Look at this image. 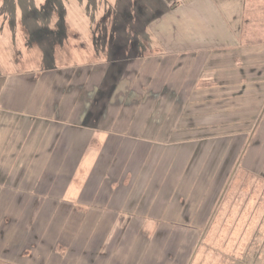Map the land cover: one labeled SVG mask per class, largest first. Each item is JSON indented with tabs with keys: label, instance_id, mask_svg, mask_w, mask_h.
<instances>
[{
	"label": "rangeland",
	"instance_id": "rangeland-1",
	"mask_svg": "<svg viewBox=\"0 0 264 264\" xmlns=\"http://www.w3.org/2000/svg\"><path fill=\"white\" fill-rule=\"evenodd\" d=\"M6 1L1 0L0 9ZM212 1L164 0L169 8L175 4L178 8L145 28L135 19L130 21L135 10L127 9L131 5L136 13H154L160 0H13L9 8L21 11V24L29 33L30 46L11 56L14 65L8 70L10 76L0 77L12 88L7 105L14 107L0 109V114L8 115L4 125L0 124V152L20 157L34 153L33 159L19 163L18 172L36 158L52 165L49 173L54 177L72 180L66 194L70 200L77 198L90 180L100 142L107 135L109 142L101 162L104 166L108 165L106 159L112 158L113 162L106 170L97 168L96 173L105 174L90 180L78 202L60 196L46 199L43 186L32 195L25 194L22 185L6 187L10 191L0 189V264H264V107L254 127L244 133L240 147L233 140L206 151L202 147L206 140L218 144L220 139L229 138L221 137L219 124L192 133L185 124L178 135L180 123L173 118L165 123L157 117L148 119L145 108L155 106L153 96L145 97L139 92L146 80L150 82L149 89L160 84L168 97L176 95L175 86L183 79L185 62H193V51L200 49L241 50L242 58L228 67L238 68L245 62L250 74H256L254 70L264 64V0ZM1 17L2 21L7 19ZM142 31L150 33L149 43L141 40ZM237 40L241 46L235 45ZM209 54H201L197 70L209 60ZM145 56L149 76L141 77ZM222 57L232 60L224 54ZM164 59L174 66L168 81L163 74L158 75V69L152 70L153 66L161 67ZM5 65L0 62V74L6 72ZM77 68L83 70L76 71ZM210 70L203 73L201 86L207 92H223V96L235 98L241 81L229 80L227 70ZM85 79L82 90L78 87ZM260 87L254 91L258 97L264 91V85ZM208 100L214 102L206 106L224 105L209 113L226 111L230 105L229 99L221 101L223 104L218 98ZM263 101L248 98L240 106L251 107ZM238 103V99L233 102L235 110ZM49 107L56 108L55 117L44 115ZM75 108L79 113L87 110L83 122L71 121L70 113ZM138 108L139 116L129 128L130 110ZM204 111L199 110L202 115ZM35 120L41 128L49 125V130L29 132ZM184 121L193 124L195 117ZM115 124L123 134L113 132ZM224 124L225 129L235 126ZM85 131L89 144L95 137V145L80 160L87 143L73 138ZM54 133L59 136L57 145ZM67 150L69 168L59 169V154ZM157 151H163V155L156 161ZM192 159L195 164L203 159L204 167L213 172L207 182L211 185L204 190L209 195V189L214 187L216 191L212 200L217 206L202 226L197 221L204 220L201 208L206 206L209 195L200 194L203 184L196 180L194 166L185 170ZM69 169L71 176L65 175ZM125 170L137 173L124 174ZM115 173L124 179L120 182L123 190L113 198V186L119 183ZM187 177L193 179L191 185ZM129 181L131 192L135 191L130 193L125 210H121ZM187 187H196L193 197L200 194L197 208L187 199ZM89 189L93 192L89 193ZM14 192H20L24 200L20 201V195ZM153 196L156 199L150 203ZM92 199L93 207L88 203ZM138 201L141 206L136 205ZM188 207L196 208V213L189 215Z\"/></svg>",
	"mask_w": 264,
	"mask_h": 264
},
{
	"label": "trees",
	"instance_id": "trees-1",
	"mask_svg": "<svg viewBox=\"0 0 264 264\" xmlns=\"http://www.w3.org/2000/svg\"><path fill=\"white\" fill-rule=\"evenodd\" d=\"M124 0H122L123 2ZM214 1V0H213ZM212 1V2H213ZM177 5L175 4L173 7L169 8L166 3L164 2V0H160V5L158 6L157 10H154V13L149 12L146 13L142 10L141 14L140 13H136V9L133 6H129V8L127 9L129 12H134V16L130 17V21H132L131 19H135L139 22L142 23V25L146 28L147 24L150 25L151 23H153L154 21H156L157 19L161 18L162 16L167 15L168 13H170L171 11L176 10ZM124 13H126L125 9L123 10ZM156 11V12H155ZM126 21V20H125ZM130 21H126V23H129ZM137 32V31H134ZM144 33V35L141 36V40L143 39L144 42L149 43L151 37H150V33H147L146 31H142ZM240 40V38H239ZM237 46H241L240 41H235ZM238 43H240V45H238ZM217 50H222L223 53H219ZM205 51L212 54L209 58L208 61H203L201 65V69L197 70V64H198V60L200 58H202L201 54H205ZM193 53L195 54V59L193 62H185V74L182 75L181 81H180V86L176 85L175 86V94L177 92L176 95H171L172 97H168L167 93L168 91H166L165 88H163L160 84L157 85L154 89L150 88V82L143 80L140 90L139 92L147 97L149 95L153 96L152 102L155 103V106H152L151 108L148 107H144L148 112V119H151L153 117H157V119H161L162 122H166L167 119L173 118L174 122H179L180 124L178 127V131L176 134H181V126L187 124L190 128L192 132L197 131L196 129H199V131H203L205 128H208L209 126H216V125H220V135L223 138L224 136H229V138L224 139L223 141L220 139V142L218 144H216L215 142H213V140H206L205 142H203L202 147L203 149H206V151L211 148H213L214 146H218V145H222L224 144H228L229 142H232L233 140L236 141L235 145L237 147L241 146L242 143V138L244 133H248L252 128L254 127V121H257L258 119H256L257 117L259 118L262 114V109L264 107V101L262 104H257L255 103L253 106H246V105H242L240 106L245 99H253V98H261L264 100V91H260L259 93H261V97H258V93H254V91L260 90L261 89V85H264V64L261 65V63L259 64V68H256L254 71L256 72V74H250L251 72L248 71L249 67L247 65V63H243V66H239L237 68V66L235 65V67H228L229 65H231L233 62L235 64V62L238 59H241L242 57L240 55H243L241 50L237 51V49H232V51H228L225 49H209V50H197V51H193ZM209 54V55H210ZM222 54H224L226 57H228L229 59L232 60H228L225 57H222ZM159 54H157L156 56H158ZM166 53L164 52L163 57H166ZM168 56H172V55H168ZM233 57V58H231ZM147 57L145 56L143 61V67L141 66V77L144 76H149L148 75V70H147V65H145ZM252 59H254V57H250L248 59V61L251 63ZM255 59H257V57H255ZM148 64V63H147ZM161 67H157V66H153L152 70L153 72L158 69V75H164L165 80L168 81L169 77H170V73L172 71V69H174V66L171 64L170 61H167L166 59L163 60V62L161 63ZM228 67V68H227ZM220 69V70H224L228 72V78L231 81H236V80H240L241 83L238 86V93L237 95L234 97H225L223 96L224 93L223 92H219V94H215V93H211V92H207L206 89H204L201 86V81H202V76L204 72H212L210 69H213L214 71L216 69ZM213 71V72H214ZM216 73V72H215ZM155 75V74H154ZM163 77V78H164ZM2 79V78H0ZM4 82V80H0V88H2V83ZM251 82V83H250ZM249 83L251 85V88L249 87ZM173 84H171L172 86ZM216 85H220V84H216ZM214 85V86H216ZM198 90L199 92L195 91ZM208 89V88H207ZM263 90V89H262ZM135 91H138L137 89H135ZM207 92V95H206ZM214 98H218V102H221L223 100L228 101V99L231 101H229V107L226 111H219L220 113L216 112H210L209 111L212 110H218L221 108H224V105H220L218 103L217 107L213 106H206L207 102H214L213 101H209L208 99H214ZM238 99L239 101V106L236 107L237 110H235V104H233V102H235ZM189 101H192L194 104H197L199 106L195 107L192 104L188 105ZM196 101V102H195ZM223 104V102H221ZM231 103L233 104V106L231 105ZM140 108V107H139ZM139 108L137 110H135L134 112H132V110H130L129 113V118L131 119V122L129 124H127V126L129 128H133L132 127V123H134L135 119L139 116V114L137 113L139 111ZM141 109V108H140ZM143 109V108H142ZM152 109V110H151ZM205 109V111L203 112L204 115H202L199 110ZM211 110V111H212ZM183 112H185V116L189 119H191V121H193V117H195V122H193V124H190L186 121H184L185 119H183L184 115ZM182 113V114H181ZM147 114L145 116H147ZM209 114V115H208ZM144 116V115H143ZM179 117V118H175V117ZM8 115L7 113H3L0 114V124H3L6 122ZM263 118V117H262ZM119 119V117H118ZM120 120V119H119ZM157 121V120H156ZM225 122H230L232 124H234L235 126L233 128L228 127L227 129H225L226 124H224ZM152 125V123H151ZM200 126V127H199ZM195 127V128H194ZM42 128L39 127L37 121H33L31 122L30 126H29V132L31 133H35L36 131L41 130ZM203 129V130H202ZM45 130H49V129H45ZM113 132H117L120 134H123L121 131H118L119 128L117 127V125L115 124L113 127ZM142 135V138L144 139H149L147 136ZM173 137V136H171ZM185 137V136H183ZM182 137V138H183ZM210 137H215V136H209V135H205V138H210ZM191 138V137H189ZM55 137L53 136V142H54ZM0 145H2V141L0 140ZM249 144H246V151L248 149ZM35 152V151H34ZM211 154V152H210ZM163 155V151H157L154 159L157 161L159 159V157ZM34 158V153H31L29 156H25V157H20L17 155H11L8 154L6 156L5 153H1L0 152V189L1 190H5V191H10L8 190L6 187H19V185H22V187L24 188V193L28 194V195H32V194H37L35 191H37V188L40 184L43 183H48V182H52L53 180L51 179L50 176H48L46 174L47 167L52 166V165H45L46 163H43V161H41L40 159L36 158V161L33 162L29 167H27V165H24V170L22 172H18L16 171V168L18 167L19 163L21 161H27V160H31ZM154 160V161H155ZM155 164V162L153 163V165ZM194 166V167H193ZM200 166H203V168H200ZM193 167L195 169H193L195 172V176L196 180L199 182H201L202 185V189L200 191V194L202 192H206L205 197H207L209 195V192H207V190L205 191L204 189L206 188V185H211L210 183H207L211 177H213V172L210 171L209 168H205L204 167V162L203 159H199L197 161V163L195 164V161L193 162V159L190 160V162L187 164V167L185 168L186 172L187 170ZM29 168V169H28ZM166 169V168H165ZM45 171V174L43 173ZM164 171V170H163ZM204 173V176H203ZM51 174V173H49ZM50 178V179H48ZM188 181L190 180V185L192 184L193 179L187 177ZM199 179H201V181H199ZM182 182V180H181ZM180 182V185H181ZM207 183V184H206ZM179 185V187H180ZM188 185V184H187ZM178 187V191L180 190ZM196 188V187H195ZM195 188L192 189L191 187H187L186 191H187V199H189L191 202V206L196 207L197 204L199 205V200L200 199V194L197 195L195 194V196L193 197V193L195 192ZM90 190V189H89ZM87 190L89 193H92L93 190ZM210 191V195L208 197V199H206V203H205V207L201 208V211L203 212L204 215V220L203 221H197L198 226H202V224H205L206 220L208 218H211V216H213V211L215 210L214 208H216L215 206V202L212 200V198L215 197L216 195V191L215 188L213 187L212 189H209ZM87 192V193H88ZM15 194H19L20 197H18V199L24 200V197L20 194V192H14ZM47 197L49 198L50 196L47 194L46 197L44 196V198L47 199ZM92 198V194L90 195L89 199ZM28 199V198H27ZM156 199V196H153L150 199V203L153 202ZM174 200V199H173ZM165 202V201H163ZM136 205L141 206L142 203L140 201L137 202ZM164 206H169L168 204H165ZM172 206V204L170 205V207ZM184 207H187V204L184 205ZM198 207V206H197ZM196 207V208H197ZM195 208V209H196ZM212 208L214 209L212 212ZM195 209H191L188 207L187 210H189V215L190 213H194ZM122 210V209H121ZM146 211V206L143 205L142 207V212L144 213ZM191 211V212H190ZM193 211V212H192ZM63 213H64V209H63ZM196 213V212H195ZM197 217L199 218V215H197ZM203 222V223H202ZM191 225V224H189Z\"/></svg>",
	"mask_w": 264,
	"mask_h": 264
},
{
	"label": "crops",
	"instance_id": "crops-1",
	"mask_svg": "<svg viewBox=\"0 0 264 264\" xmlns=\"http://www.w3.org/2000/svg\"><path fill=\"white\" fill-rule=\"evenodd\" d=\"M4 1H6V0H4ZM0 3H1V0H0ZM12 3H13V0H7L6 3L3 6V7H5V5H7V7L6 8L2 7L0 9V48L2 50V52L0 53V62L6 64L5 65L6 67L3 68V71H6V72H4V73L1 72L0 77L10 76V74L8 73V70H12L13 67H11V65H14L12 63L11 56L17 55L18 53L23 51L24 48L30 46L29 33H28L27 30H25V28H23V26L21 24L22 13H21L20 10L16 11V10L13 9V11H12V9L9 8V6H12ZM1 16H7V19L6 20L3 19V21H2L1 18H3V17H1ZM3 25H4V27H3ZM217 49H219V48H217ZM76 59L77 58H75L74 60H76ZM75 62H77V61H75ZM61 68H64V66L62 65ZM75 70L76 71H81V70H83V68H77ZM86 82H87V79L82 81L81 82V86H79L78 88H82ZM7 83H8V81L4 80V82L2 83L3 84L2 88H0L1 89V91H0V99L2 98V101L0 103V109L1 108L10 109L11 108V105L8 106L7 104H8V97H10L11 94H12V88H11L10 84H7ZM82 90H83V88H82ZM94 94L95 93H94V90H93V95ZM5 98H6L7 103L5 102ZM11 109H14V107H12ZM56 112H57V110H56L55 107H49L47 110H45L44 115L46 113L48 114V115L46 114V118L47 117H55ZM86 115H87V110L86 109L79 113L78 108H75L74 111L71 110L70 119H71V121L73 120V122H75L77 124L78 121L79 122H83L86 119ZM49 128H50L49 125H46V126L42 127L41 130L42 131H48V130H45V129H49ZM86 133H87V131L83 132L81 136L73 138L77 142H79V140H83L85 143H87V145L85 147H83V150H82L81 156H80V160L82 159V157L86 153L89 152L90 146H92V145L94 146L95 145L94 144L95 137L89 144L88 136L86 135ZM53 135L55 137L54 144L57 145V140H58L59 136L56 133H54ZM108 138H109V136L107 135V139H105V141L102 140V143L100 142V144H101L100 149H98L99 145L96 146L97 149L100 151V153L98 154V157H96V159L93 161V166L91 168V172H90V175H89V177H91L90 180L93 177H96V176H100L101 177V175L105 174V173H96L97 168L99 166H102L106 170L107 167H110L109 165L111 164V162H113L112 158H109V159L105 160V162L108 163L107 166H104V163L101 162L102 161V157L101 156L103 154V151H104L106 145L109 142ZM69 150H67L65 154H62V155L59 154V161H58V164H57V167L59 169L68 166V160H69V157H70V151ZM99 151H97V153ZM56 153H57V151H56ZM51 168H52V166L47 167L48 171H46V174L51 177V179L53 180V183L52 182H48V183L40 184L38 186L37 190L41 189V187L43 186L44 187L43 191H45L44 192L45 196L47 194L50 197L60 196L59 198H63V199L65 198V200L67 199V201L69 200V201H72V202H78L79 200H81L82 199L81 197L84 194L83 191L85 190L86 186L87 187L89 186L90 180H88L87 183L84 184V186L82 188L83 191H81V193L79 192L78 197L77 198H71V200H70L69 197H67L66 194L69 191V188H70V186L72 184V180L68 181V179H64V178H62L60 176L54 177L52 174H49V171L51 170ZM67 168H69V167H67ZM110 171H112V170H110ZM110 171L108 172V176H111L110 175ZM126 172H129L130 175H133V174L137 173L136 170L135 171H129V170L126 171L125 170L124 174ZM65 175H68V176L73 175L72 170L71 169H69V171L67 170ZM115 175L119 176V183L115 184L113 186V188H114L113 189V198H114V195L116 194V192L118 190H123L121 188V186H120V182L124 179L123 177H121V174L115 173ZM137 176H138V174H137ZM129 178H131V177L129 176ZM129 183H130V181L128 182V187H127V190H128L127 198H126V200L123 201L124 207H121V209H123V210H125V207L127 206L126 203H128L130 201V196H129L130 193H133L135 191V188H134V190L131 192V188H130L131 186H130ZM103 185H105V183ZM135 187H137V180H136ZM102 191H100V192H102ZM56 192H58L59 195H56L55 194ZM93 201H94V199H92L89 202L87 201L91 207H93ZM123 213L121 212L120 214L122 215ZM109 234H113V233H109Z\"/></svg>",
	"mask_w": 264,
	"mask_h": 264
}]
</instances>
